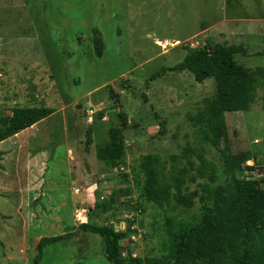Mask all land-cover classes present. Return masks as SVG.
<instances>
[{"label":"rangeland","instance_id":"374dc122","mask_svg":"<svg viewBox=\"0 0 264 264\" xmlns=\"http://www.w3.org/2000/svg\"><path fill=\"white\" fill-rule=\"evenodd\" d=\"M228 15L257 19L248 58L236 60L251 71L264 67V0H0V114L53 111L0 143V264H34L41 238L66 234L44 249L40 264H109L103 239L79 226L123 228L134 217V257L165 254L167 220L190 222L200 204L135 210L143 157L159 156L168 175L187 170L194 191L220 175L225 144L204 143L190 120L215 93L213 79L199 84L189 72L150 77L181 63L185 46L222 40L218 25L204 31ZM225 120L232 153L250 152L254 177L264 175V77L251 108ZM111 130L122 131L126 153L113 170L96 154ZM128 187L131 195L118 200L113 216L102 211L103 198Z\"/></svg>","mask_w":264,"mask_h":264},{"label":"trees","instance_id":"16d2710c","mask_svg":"<svg viewBox=\"0 0 264 264\" xmlns=\"http://www.w3.org/2000/svg\"><path fill=\"white\" fill-rule=\"evenodd\" d=\"M184 49L187 54L181 63L161 68L150 80L161 78L167 72H189L199 84L214 80L215 93L203 101L201 109L190 120L204 143L218 148L224 142L220 151L223 167L220 175L201 184L200 190L190 191L184 178L187 170L168 175L159 156H144L143 183L135 210L144 214L146 204L192 209L199 203V215L187 223L167 220L165 254L159 258L142 259L132 254V238L137 235L136 217L127 223L124 231L117 230L113 223L103 226L85 223L79 228L103 239L109 264H264V175L254 177L253 173L259 171L253 163L248 165L250 152L232 153L225 120L226 114L247 112L251 108L264 77L263 69L251 71L239 64L236 57L243 51L240 46L213 43ZM52 114V110L38 107H15L9 113H1L0 143ZM96 154L109 169L120 167L126 155L122 131L111 130L110 139L97 145ZM196 180L194 176L190 178V182ZM131 193L129 187L113 191L103 198L102 211L113 216L118 200ZM70 236L41 238L34 264L41 263L46 247Z\"/></svg>","mask_w":264,"mask_h":264},{"label":"crops","instance_id":"0c3cea01","mask_svg":"<svg viewBox=\"0 0 264 264\" xmlns=\"http://www.w3.org/2000/svg\"><path fill=\"white\" fill-rule=\"evenodd\" d=\"M255 22H257V19L247 18V20L245 21L244 19H241L237 16L228 15V17L226 16L225 19L222 18L221 20L215 21L212 24H210V26L208 28H205L204 32L205 33L206 32L212 33L211 29L218 25L217 28L220 29V27H221L226 32H221L220 38L222 40L219 41L216 39V41H214V43L227 45V46H231V45L240 46L243 49V51L241 52L240 55H243L244 58L247 59L248 57L246 56V49H247V47L253 46L254 42H256L254 33L259 31L258 27H257L258 29H256ZM238 24L240 25L239 28L237 27ZM242 24H246V26H247V29L245 30V32L243 30ZM247 36L249 39H251V40H249L250 42H248V44L246 42H244V38ZM232 37L235 39L234 40H228V38H232ZM250 37H253V38H250ZM236 43H239V44H236ZM249 50L250 49H247L248 52H249ZM261 68L263 69V72H264V67H261ZM85 201L86 200H83V201H81V203H84Z\"/></svg>","mask_w":264,"mask_h":264},{"label":"built area","instance_id":"2783aa9c","mask_svg":"<svg viewBox=\"0 0 264 264\" xmlns=\"http://www.w3.org/2000/svg\"><path fill=\"white\" fill-rule=\"evenodd\" d=\"M248 165H251L250 163H248ZM258 177H263V175H258ZM77 218H78V221L79 222H82L83 221V218L84 217H80L79 215H77ZM117 230H120V231H124L125 230V227L121 228V226H116ZM134 239V237H133Z\"/></svg>","mask_w":264,"mask_h":264},{"label":"water","instance_id":"95a60500","mask_svg":"<svg viewBox=\"0 0 264 264\" xmlns=\"http://www.w3.org/2000/svg\"><path fill=\"white\" fill-rule=\"evenodd\" d=\"M79 108H80V107H79ZM80 231H81V230L79 229L76 233H74V235L77 236V235L80 233Z\"/></svg>","mask_w":264,"mask_h":264}]
</instances>
